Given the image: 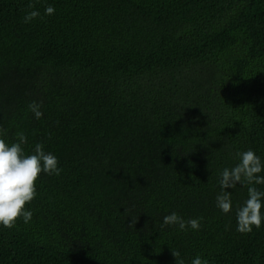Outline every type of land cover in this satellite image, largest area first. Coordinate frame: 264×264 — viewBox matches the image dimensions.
<instances>
[{
	"label": "trees",
	"instance_id": "16d2710c",
	"mask_svg": "<svg viewBox=\"0 0 264 264\" xmlns=\"http://www.w3.org/2000/svg\"><path fill=\"white\" fill-rule=\"evenodd\" d=\"M20 133L60 173L0 227V264H264V220L236 231L247 185L215 207L238 151L264 163V0H0V138Z\"/></svg>",
	"mask_w": 264,
	"mask_h": 264
},
{
	"label": "clouds",
	"instance_id": "9594fccd",
	"mask_svg": "<svg viewBox=\"0 0 264 264\" xmlns=\"http://www.w3.org/2000/svg\"><path fill=\"white\" fill-rule=\"evenodd\" d=\"M30 10L24 15V22L28 23L41 15L39 11L29 5ZM55 9L48 5L43 8V15H52ZM28 109L35 119H40L42 112L40 104L33 101ZM26 138L20 133L11 142L0 138V227L12 228L19 218L27 224L32 218V210L25 208L36 196L35 181L40 173L59 175L57 157L51 152H45L41 143H36L29 154H25L22 145ZM237 162L231 167H225L219 172V193L215 196V207L221 213L233 211L231 194L226 189L237 185H247V197L235 208L236 231L251 232L253 227L259 228L264 220V190L257 185H264V163L253 150L238 151L235 154ZM200 217L185 221L176 212H170L162 217L161 227L175 225L180 231L186 229L198 230ZM175 264H185L179 251L171 252ZM189 264H208L201 255H194Z\"/></svg>",
	"mask_w": 264,
	"mask_h": 264
}]
</instances>
